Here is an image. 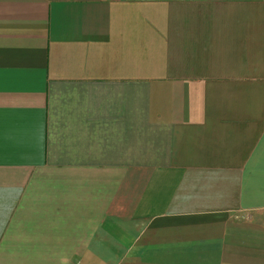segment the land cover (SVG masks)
Returning a JSON list of instances; mask_svg holds the SVG:
<instances>
[{"label": "crops", "instance_id": "0c3cea01", "mask_svg": "<svg viewBox=\"0 0 264 264\" xmlns=\"http://www.w3.org/2000/svg\"><path fill=\"white\" fill-rule=\"evenodd\" d=\"M0 264H264V0H0Z\"/></svg>", "mask_w": 264, "mask_h": 264}]
</instances>
